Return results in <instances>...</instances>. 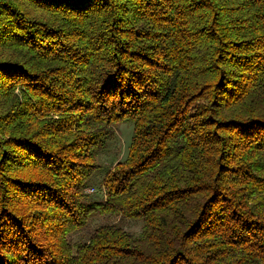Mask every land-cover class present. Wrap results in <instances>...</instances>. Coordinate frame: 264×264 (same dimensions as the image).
I'll list each match as a JSON object with an SVG mask.
<instances>
[{"label":"trees","instance_id":"obj_1","mask_svg":"<svg viewBox=\"0 0 264 264\" xmlns=\"http://www.w3.org/2000/svg\"><path fill=\"white\" fill-rule=\"evenodd\" d=\"M0 264H264V0H0Z\"/></svg>","mask_w":264,"mask_h":264},{"label":"rangeland","instance_id":"obj_2","mask_svg":"<svg viewBox=\"0 0 264 264\" xmlns=\"http://www.w3.org/2000/svg\"><path fill=\"white\" fill-rule=\"evenodd\" d=\"M132 0H128L131 3ZM135 1V0H133ZM145 28V26H144ZM112 133L110 138L106 140L104 145L100 147L96 156V163L98 168L91 176L85 193L88 195V200L99 201L104 197V190L102 187V181L104 179L107 170L111 169L117 162L125 159L128 151V147L133 134V122L131 120H125L112 125ZM90 225L97 226L100 222L112 223L118 222L123 228L134 235H138L141 231L142 223L138 220H118L116 216L94 215L90 218ZM83 233L76 234L73 240L83 238Z\"/></svg>","mask_w":264,"mask_h":264}]
</instances>
